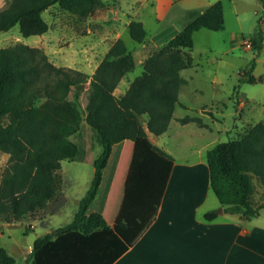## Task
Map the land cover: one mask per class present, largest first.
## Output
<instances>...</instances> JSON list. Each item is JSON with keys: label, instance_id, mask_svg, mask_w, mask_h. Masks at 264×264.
Segmentation results:
<instances>
[{"label": "trees", "instance_id": "16d2710c", "mask_svg": "<svg viewBox=\"0 0 264 264\" xmlns=\"http://www.w3.org/2000/svg\"><path fill=\"white\" fill-rule=\"evenodd\" d=\"M99 0H9L0 8V32L18 26L23 37L42 35L48 24L42 13L57 5L70 14L91 15ZM264 7V0H259ZM181 30L162 46L153 48L142 62L141 75L126 91L114 94L120 80L135 68V60L121 38L109 47L91 76L68 67L56 66L39 48L26 44L0 48V152L7 154L0 176V221L16 222L41 217L49 204L61 201L60 161H86L98 144L100 153L93 160L94 175L73 220L64 231L77 227L83 215L104 204L113 180L124 141L131 142V156L125 181L112 197L110 209L115 216L114 233L121 235L151 200L173 161L165 151L153 145L147 133H165L179 103L178 93L185 84L180 71L193 65L190 51L192 35L199 29L218 31L224 15L218 0L201 12H188ZM130 38L142 43L146 31L142 23L130 20ZM264 30L259 18L251 46L256 49L240 83L253 84L256 57L263 46ZM262 81L261 78L258 79ZM74 83V84H73ZM81 84H87L82 88ZM78 85V86H76ZM72 88L74 98L70 100ZM77 91L85 92L83 112L77 103ZM143 117H146L143 123ZM82 120L85 125H82ZM179 124L201 125L200 118L185 115ZM209 186L223 212L250 219L264 208V200L251 201L256 177L264 191V124L249 126L234 139L217 143L206 151ZM104 202V203H103ZM57 205L53 208L55 210ZM52 210V211H53ZM37 214H40L37 215ZM216 210L204 213L211 221ZM72 243L49 235L34 240L26 264H72L67 248ZM126 247L123 246L124 250ZM14 259L0 249V264Z\"/></svg>", "mask_w": 264, "mask_h": 264}, {"label": "crops", "instance_id": "0c3cea01", "mask_svg": "<svg viewBox=\"0 0 264 264\" xmlns=\"http://www.w3.org/2000/svg\"><path fill=\"white\" fill-rule=\"evenodd\" d=\"M102 3L105 5L104 9L108 16L110 15L114 21L111 24L112 29L111 35L107 39L108 43H104L108 44L107 50L116 39L121 38L120 27L127 30L130 20L139 21L144 27L145 11H149L153 15L158 26H167L165 29L169 35L163 36L161 33L149 36L144 28L146 37L141 43L142 48H140V57L142 56L143 61L149 55L150 49L162 46L181 30L188 19V12H201L213 4L207 0H136L132 7L129 5V11H132L130 13L114 0H102ZM262 29L264 30V28ZM107 50L102 51L100 59L94 64L89 76ZM252 75L254 76V70ZM124 77L114 90V94L117 96L123 94L130 84L127 81L125 88L119 90V85L123 82ZM241 84L244 83L237 85ZM235 95H238V98L233 100V105L238 121L233 123V128L239 132L257 122L264 124V116L254 123L249 122L248 114L254 111L253 108H249L247 112L244 111V107L254 100L253 95H249L246 91H243L242 95L238 92ZM178 100L179 103L174 109L173 119L167 131L174 123L178 127V131H182L188 137L194 136L202 139L206 138L208 134H215L217 137L215 136L211 142H202L198 148H193L189 159L176 162L164 147L157 144L146 132L149 141L170 155L173 161L151 200L121 235L117 236L113 231L115 216L112 217L110 202H112V197L118 194L125 181L132 146V143L127 141L122 144L105 203H100L95 208L96 211L83 215L77 227L70 232L64 231L63 228L72 222L80 200L90 187L94 168L84 178L87 187L82 189V193L77 198V207L70 221L64 224L55 223L51 225V230L43 224L47 223L44 221L47 217L57 213L65 205L68 194L64 183L73 182V179L70 178L65 180L61 164L58 176L60 178L59 192L62 199L55 210L41 217L27 216L16 222L0 221V239L6 238L7 240V245H4L5 241H1L0 249H4L14 259L13 264H26L34 240L45 235H49L52 241L60 236L68 237V242H71L72 246L68 247L66 252L71 255L72 264H264V208L250 219L239 214L224 213L223 206L219 204L209 186L206 151L217 143L225 142L219 141V138L228 135L229 127L212 128L213 123L220 122L223 114L219 116L212 108H203L200 110V115L196 116L200 118L201 125L191 122L179 124L176 119L185 116V114L176 116L175 111L177 107L185 110L186 105L180 102L179 95ZM80 107L83 112L85 104ZM145 120L146 117L145 119L143 117V123ZM84 123L85 121L82 120L81 124L84 125ZM187 127L193 129L185 131L184 129ZM96 147L88 153L87 161L89 154ZM123 161H125L124 168H122ZM263 200V190H261L259 199L251 197L254 206ZM219 208L222 209V212H217L218 216L215 219L204 220L205 212L217 211ZM36 219L43 220L41 225L44 228L33 239L27 240L26 233L36 229L28 221ZM18 227H23L25 234H14ZM123 246L126 247L124 250Z\"/></svg>", "mask_w": 264, "mask_h": 264}, {"label": "rangeland", "instance_id": "374dc122", "mask_svg": "<svg viewBox=\"0 0 264 264\" xmlns=\"http://www.w3.org/2000/svg\"><path fill=\"white\" fill-rule=\"evenodd\" d=\"M9 0H0V8L5 6ZM119 2L120 6L128 12L129 5L132 7L136 0H114ZM214 3L218 0H207ZM223 8V27L219 31H209L200 29L193 33V48L190 54L193 58V65L190 68L180 71V76L185 80L184 86L179 91V99L184 105L185 110L177 107L176 116L190 115L199 116L203 108H212V110L221 116L219 123H213L212 128L229 127L227 136H220L219 141H227L241 135L244 130L236 131L233 123H237V115L234 110L233 100L243 91L253 95L251 100L244 107V111L253 108L249 116V122L254 123L264 116V47L258 52L254 76L256 82L253 84H240V76L248 68L256 49L251 46L250 38L254 35L259 18L261 28H264V7L259 0H220ZM102 0H99L94 12L86 17L70 14L60 9L57 5L50 7L42 13L43 19L48 24V30L42 35H33L23 37L18 26L12 27L6 32H0V48L13 47L18 44H26L31 47L41 49L48 60L56 66L68 67L73 70L89 74L96 61L101 57L102 51L107 50L108 38L111 35V24L113 19L104 9ZM137 19V18H135ZM144 28L148 35L156 36L169 35L166 31L167 26H158L154 21L153 15L145 11L143 17ZM121 30V38L127 48L132 52L135 60V68L128 72L123 82L119 85V90L124 89L126 82H132L143 71L142 56L140 57L141 43L133 41L126 29ZM153 49L149 50V54ZM239 78V80H238ZM259 78L262 81L259 82ZM74 84V83H73ZM85 88L87 84H81ZM78 86V85H76ZM75 89L72 88L70 100L74 101ZM85 92L80 94L77 91V103L79 106L85 104ZM236 118V120H235ZM145 119V117H144ZM7 118L0 120V125L7 124ZM85 125V123H84ZM193 129L187 127L184 130ZM246 129V128H245ZM177 134V135H175ZM149 137L162 147L175 159L176 162H182L189 159L193 148H198L202 142L213 141L215 134H208L206 138L188 137L173 123L169 130L160 135L154 136L148 133ZM217 137V136H216ZM96 149L89 154L88 161H60L61 171L65 180L70 178L73 182L64 183L67 192V201L65 205L54 215L47 217L43 223L46 228L51 230V225L55 223L64 224L71 220L77 205V198L86 186L84 178L89 175L93 169L92 160L100 153V146L96 144ZM7 154L0 152V176L6 165ZM124 160V159H123ZM125 161L122 163V168ZM254 185V198L259 199L262 187L256 177H251ZM81 189V190H80ZM86 189V188H85ZM264 192V191H263ZM57 205V198L49 204V211ZM40 216V214H37ZM36 227L34 231H28L27 240L33 239L40 233L43 220L28 221ZM16 235L25 234L23 227H18ZM5 241L6 238L0 239ZM9 247V246H6Z\"/></svg>", "mask_w": 264, "mask_h": 264}, {"label": "water", "instance_id": "95a60500", "mask_svg": "<svg viewBox=\"0 0 264 264\" xmlns=\"http://www.w3.org/2000/svg\"><path fill=\"white\" fill-rule=\"evenodd\" d=\"M217 212H218V213H221V212H222V209H221V208H219V209L217 210Z\"/></svg>", "mask_w": 264, "mask_h": 264}]
</instances>
